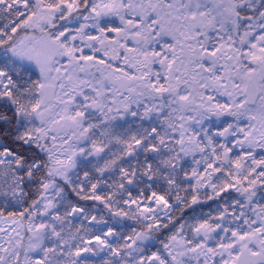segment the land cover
<instances>
[{
    "label": "snow or ice",
    "instance_id": "snow-or-ice-1",
    "mask_svg": "<svg viewBox=\"0 0 264 264\" xmlns=\"http://www.w3.org/2000/svg\"><path fill=\"white\" fill-rule=\"evenodd\" d=\"M0 264H264V0H0Z\"/></svg>",
    "mask_w": 264,
    "mask_h": 264
}]
</instances>
